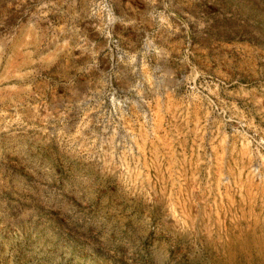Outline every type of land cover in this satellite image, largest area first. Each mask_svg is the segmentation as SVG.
<instances>
[{"label":"rangeland","instance_id":"rangeland-1","mask_svg":"<svg viewBox=\"0 0 264 264\" xmlns=\"http://www.w3.org/2000/svg\"><path fill=\"white\" fill-rule=\"evenodd\" d=\"M0 264H264V0H0Z\"/></svg>","mask_w":264,"mask_h":264}]
</instances>
